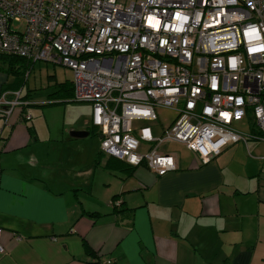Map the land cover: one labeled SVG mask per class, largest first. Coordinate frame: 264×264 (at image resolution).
<instances>
[{
	"label": "built area",
	"instance_id": "obj_1",
	"mask_svg": "<svg viewBox=\"0 0 264 264\" xmlns=\"http://www.w3.org/2000/svg\"><path fill=\"white\" fill-rule=\"evenodd\" d=\"M0 54L72 70L101 151L159 177L177 170L166 143L206 165L229 145L264 142V0H0ZM22 96L0 99L7 120L30 106ZM160 108L178 113L162 135L135 127L157 123Z\"/></svg>",
	"mask_w": 264,
	"mask_h": 264
},
{
	"label": "crops",
	"instance_id": "obj_2",
	"mask_svg": "<svg viewBox=\"0 0 264 264\" xmlns=\"http://www.w3.org/2000/svg\"><path fill=\"white\" fill-rule=\"evenodd\" d=\"M18 108L8 120L0 113V264H264L263 141L229 145L206 165L179 144L180 154L164 151L177 170L159 177L107 169V159L96 165L101 137L86 147L89 121L62 122L60 154L46 157L42 144L54 135Z\"/></svg>",
	"mask_w": 264,
	"mask_h": 264
},
{
	"label": "rangeland",
	"instance_id": "obj_3",
	"mask_svg": "<svg viewBox=\"0 0 264 264\" xmlns=\"http://www.w3.org/2000/svg\"><path fill=\"white\" fill-rule=\"evenodd\" d=\"M133 0H120L123 3H129ZM30 69V70H28ZM30 71V72H28ZM30 73V74H29ZM0 76L5 81L3 85V93H14V91H22L23 97L28 96L32 99L35 106L29 107L26 111L31 115L32 119L29 121H38L41 124V132L53 134L54 138H46L43 143L42 150L47 155H51V159L59 156L60 151L56 146H60V142L64 137V133L60 128L63 124L69 122H79L81 127H84L85 121L91 123L92 119V105L87 103H64L56 105L39 104L46 102L48 97L56 90L57 83L68 84L73 87L74 73L72 70L64 66H54L45 62L36 63L33 67H27V63L18 61H3L0 59ZM28 76V78H27ZM27 78V79H26ZM19 109V110H18ZM16 111H20V107ZM159 121L155 124L139 122L135 127L152 126L154 130L162 132L167 129L169 125L177 119L178 113L173 110L158 109ZM48 126L50 130H48ZM50 131V132H49ZM94 133L89 137L88 145L86 147H96L100 142V131L93 130ZM70 136V131L68 133ZM183 147L176 143H166L160 150L166 152H173L175 154L182 153ZM66 172V171H65ZM65 177L70 178L72 173H65Z\"/></svg>",
	"mask_w": 264,
	"mask_h": 264
},
{
	"label": "trees",
	"instance_id": "obj_4",
	"mask_svg": "<svg viewBox=\"0 0 264 264\" xmlns=\"http://www.w3.org/2000/svg\"><path fill=\"white\" fill-rule=\"evenodd\" d=\"M0 59L3 60V61H18V60H22V61H24V62L27 63V67H29V66H32L33 67L36 64L34 62L28 61V60H26L24 58H21V57L10 56V55H5V54H0ZM28 70H30V69H28ZM28 72H30V71H28ZM27 78H28V76H27ZM59 88H60L59 94L61 96L58 97V98H56L55 95H51V98L52 97H55V99L54 100H51V101H49L47 103L49 106L50 105H56V104H64V103L74 102L73 101V96H74V88L73 87L68 86V84H63L62 83V84H59ZM26 97H28V96H25V97L22 96L21 100L23 102H26ZM30 106H24L22 108H29ZM90 132H91V135H93L94 131L91 130ZM104 159H107L106 168L107 169H110V170H117V168L118 169L119 168H123V169L129 170L130 172H133V170L135 169V167H131L128 164H126L125 162H123V161L117 160V159L112 158V157H108L102 151L99 152V154H98V156L96 158V165H100L101 162ZM113 201H117V198H115ZM93 216L94 217H97V215H95V214H93ZM86 250L89 253L91 252L89 248H87Z\"/></svg>",
	"mask_w": 264,
	"mask_h": 264
},
{
	"label": "water",
	"instance_id": "obj_5",
	"mask_svg": "<svg viewBox=\"0 0 264 264\" xmlns=\"http://www.w3.org/2000/svg\"><path fill=\"white\" fill-rule=\"evenodd\" d=\"M70 136L73 139H84L90 136V132L89 131H75V132H71Z\"/></svg>",
	"mask_w": 264,
	"mask_h": 264
}]
</instances>
